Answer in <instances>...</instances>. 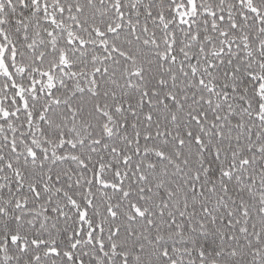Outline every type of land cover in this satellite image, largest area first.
Segmentation results:
<instances>
[{
  "label": "snow or ice",
  "instance_id": "snow-or-ice-1",
  "mask_svg": "<svg viewBox=\"0 0 264 264\" xmlns=\"http://www.w3.org/2000/svg\"><path fill=\"white\" fill-rule=\"evenodd\" d=\"M0 264H264V0H0Z\"/></svg>",
  "mask_w": 264,
  "mask_h": 264
}]
</instances>
